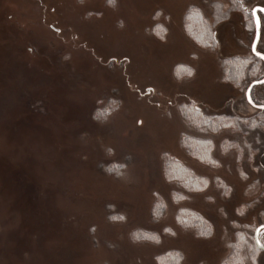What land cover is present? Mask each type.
<instances>
[{
    "label": "rangeland",
    "instance_id": "1",
    "mask_svg": "<svg viewBox=\"0 0 264 264\" xmlns=\"http://www.w3.org/2000/svg\"><path fill=\"white\" fill-rule=\"evenodd\" d=\"M215 2L0 0V264H239L235 244L243 264L253 255L264 264L255 243L264 110L246 98L264 61L253 56L248 16L224 0L228 17L214 25ZM194 7L213 24L215 45L190 36ZM238 56L252 61L236 86L225 70ZM252 94L264 104V84ZM189 103L257 122L194 127L181 110ZM186 136L211 139L212 160L189 153ZM167 155L200 178L191 189L204 190L168 178ZM195 214L210 235L191 224Z\"/></svg>",
    "mask_w": 264,
    "mask_h": 264
},
{
    "label": "trees",
    "instance_id": "2",
    "mask_svg": "<svg viewBox=\"0 0 264 264\" xmlns=\"http://www.w3.org/2000/svg\"><path fill=\"white\" fill-rule=\"evenodd\" d=\"M218 2H215L214 4V25L219 24L224 19H226V15L228 17V10H223L222 8V1L224 0H217ZM229 4L230 10H240V0H225ZM185 26L190 34V36L195 39V41H203V43L206 44H213L216 43L215 41V30L213 24L209 23L203 12L199 8H190L188 13L185 16ZM256 60H261L256 55H253ZM257 60V61H258ZM252 61V59H248L246 57H232L226 59V70H225V79L230 82L232 85L239 86L242 84V82L246 79V76L248 74L247 70H249V62ZM181 67V68H180ZM180 68V69H179ZM179 72L182 69V74L185 73L186 66L183 65L178 66L176 68ZM253 93V92H252ZM253 95V94H252ZM181 110L185 116V119L194 127L199 128H205L212 130V132H218L222 128H232V129H239L240 124L243 123V121L248 122L250 126H255L257 121L254 120H247V119H241L236 116L226 115V114H212V115H206L204 114L194 103H189L186 105L181 106ZM185 146L189 153L194 155L195 157L201 159L200 161H207L208 159L212 160V150H213V143L211 139L208 138H202L198 136H186L185 137ZM203 158V159H202ZM164 172L168 178L172 179L173 181L181 182L185 178L188 179L186 181V185H189L188 189L193 188L200 178L198 176L194 175L193 172L190 170V168L185 167L180 161L176 160L175 158L170 157L169 155L166 156L165 159V167ZM191 187V188H190ZM161 204V201L159 202V205ZM164 208L163 205H161L157 212L158 214H161L163 212ZM187 211L182 208L177 211L176 217L178 220V223L181 227H188L190 225V220L187 218ZM197 217L196 223L199 225V229L197 230L198 233L203 232V234L208 233L210 231L209 223L205 221L204 218H202L199 214H195ZM191 227V226H190ZM154 233H145L140 232L138 235H141L140 237L142 239L150 240L153 237ZM144 235V236H142ZM239 239V237H237ZM152 240V239H151ZM232 257L237 258L239 256L240 251L238 250L236 244L234 245ZM181 257L180 254H178L179 258ZM163 259H160L159 261H162ZM168 261L169 259L166 258ZM164 260L165 262H167ZM175 260V258H174ZM237 261V260H236ZM170 262V261H169ZM237 264V263H236Z\"/></svg>",
    "mask_w": 264,
    "mask_h": 264
},
{
    "label": "flooded vegetation",
    "instance_id": "3",
    "mask_svg": "<svg viewBox=\"0 0 264 264\" xmlns=\"http://www.w3.org/2000/svg\"><path fill=\"white\" fill-rule=\"evenodd\" d=\"M239 4H240V10H243V14L248 16L247 20L249 21V23H251V26L254 28L255 31H256V19L257 20L259 19L260 29H261V37H260L261 40L262 35L264 33V0H240ZM235 11H239V10H235Z\"/></svg>",
    "mask_w": 264,
    "mask_h": 264
},
{
    "label": "snow or ice",
    "instance_id": "4",
    "mask_svg": "<svg viewBox=\"0 0 264 264\" xmlns=\"http://www.w3.org/2000/svg\"><path fill=\"white\" fill-rule=\"evenodd\" d=\"M242 6H243V4H242ZM253 52L255 53L256 56L261 57V58H264V50H257L256 47L254 46L253 47ZM188 74L189 75L192 74L190 70H189V73ZM255 83H262V84H264V81L257 80V81H255ZM149 91H152V89H149ZM213 163H216V162L213 161ZM204 187H207V182H205ZM190 190L203 191L204 189L203 188H196V189H190ZM173 195L175 197L176 194L174 193ZM180 198L186 199L187 197L181 196ZM207 199H211V197H207ZM237 212L240 215H243L244 214L243 211L240 210V209H237ZM111 219H113V220H115V219L123 220L124 217L123 216H120V217L113 216V217H111ZM261 229H264V225H261ZM163 231L166 232V233H170L172 235H175V233L172 232V229L171 228L165 227L163 229ZM257 232L259 233L260 230L258 229ZM210 234H211V232L209 231L208 233H205L204 235H210ZM153 239L157 243H159V236L158 235L153 234ZM255 243H256V245H259L261 248H264V239L257 238L256 241H255ZM180 258L182 259L183 257L181 256ZM251 259L253 260V264H255V259H256L255 255H253L251 257ZM238 261H239V264H243V258H241V257L238 256Z\"/></svg>",
    "mask_w": 264,
    "mask_h": 264
},
{
    "label": "water",
    "instance_id": "5",
    "mask_svg": "<svg viewBox=\"0 0 264 264\" xmlns=\"http://www.w3.org/2000/svg\"><path fill=\"white\" fill-rule=\"evenodd\" d=\"M260 37H261V29H260V22H259V19L257 20L256 19V31H255V39H254V42H253V47L255 46L256 49L258 48V44H259V41H260ZM253 47H252V50H253ZM258 50V49H257ZM254 53V52H253ZM255 55V53H254ZM258 57V56H257ZM261 58V57H259ZM263 61H264V58H261ZM257 80H260V81H264V76L260 79H257ZM255 80V81H257ZM255 81H253L249 87L247 88V91H246V98L248 100V102L250 104H252L254 107L260 109V110H264V104H259L257 103L253 96H252V91H253V88L258 85V84H262V83H255ZM259 230H261V226L258 227ZM257 229V230H258ZM259 238L258 237V232L256 231V235H255V239ZM260 249L264 250V248H261L259 245H257Z\"/></svg>",
    "mask_w": 264,
    "mask_h": 264
},
{
    "label": "clouds",
    "instance_id": "6",
    "mask_svg": "<svg viewBox=\"0 0 264 264\" xmlns=\"http://www.w3.org/2000/svg\"><path fill=\"white\" fill-rule=\"evenodd\" d=\"M203 159V158H202ZM216 163H218V162H216Z\"/></svg>",
    "mask_w": 264,
    "mask_h": 264
}]
</instances>
